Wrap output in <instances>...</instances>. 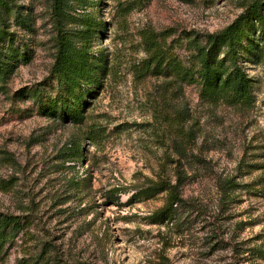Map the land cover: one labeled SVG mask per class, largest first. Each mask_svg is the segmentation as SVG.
I'll return each mask as SVG.
<instances>
[{"label": "rangeland", "instance_id": "rangeland-1", "mask_svg": "<svg viewBox=\"0 0 264 264\" xmlns=\"http://www.w3.org/2000/svg\"><path fill=\"white\" fill-rule=\"evenodd\" d=\"M251 2L69 0L74 15L85 11L99 25L91 43L97 82L74 124L39 112L21 94L56 88L51 0L8 1L4 27L24 55L9 53L14 68L0 82V212L24 227L1 244L0 264H264L259 22H243L236 46L249 103L207 100L199 85L152 63L158 49L187 60L186 31L216 33ZM178 170L183 207L163 219L157 213L167 191H138L160 179L174 183Z\"/></svg>", "mask_w": 264, "mask_h": 264}, {"label": "trees", "instance_id": "trees-1", "mask_svg": "<svg viewBox=\"0 0 264 264\" xmlns=\"http://www.w3.org/2000/svg\"><path fill=\"white\" fill-rule=\"evenodd\" d=\"M8 1L0 0V82H4L14 68L9 53L15 58L24 55L11 43L12 34L4 27V14L13 9ZM72 12L69 0H51V15L57 31L51 76L56 82V88L51 90V94L43 95L37 88L21 94L32 97L39 112L75 124L83 120L86 94L97 82L95 71L99 64L92 56L91 43L98 33L99 25L85 11L79 15ZM250 19L259 22L264 34V0H252L235 21L216 33L186 31L184 37L192 44L188 59L182 60L177 56L169 59L162 51L157 54L158 49L153 53L156 56L152 61L154 69H158L160 74L175 76L182 83H196L207 100L226 98L232 103H249L252 100L250 80L237 64L236 46L246 34L243 22ZM76 21H79L80 26L69 25ZM154 42H150L147 51L154 49ZM221 49L224 53L219 57ZM74 147L79 149L76 142H72L69 148ZM178 153L183 154L181 151ZM179 166L180 160H176L175 168ZM184 180L185 177L178 170L174 183L160 179L138 193H147L148 190H152V193L167 191L168 202L157 213L164 219L183 207L180 188ZM230 185L229 182L226 188ZM226 188L222 189V194H225ZM223 206L224 200L221 201ZM23 227L24 223L19 216L0 212V246L11 240Z\"/></svg>", "mask_w": 264, "mask_h": 264}]
</instances>
